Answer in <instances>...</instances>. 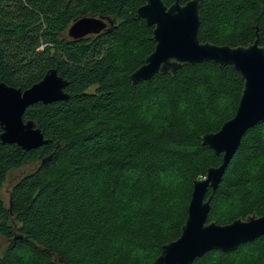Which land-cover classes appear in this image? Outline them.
<instances>
[{
	"label": "trees",
	"instance_id": "trees-1",
	"mask_svg": "<svg viewBox=\"0 0 264 264\" xmlns=\"http://www.w3.org/2000/svg\"><path fill=\"white\" fill-rule=\"evenodd\" d=\"M141 5L0 0V83L24 91L50 69L69 81L67 100L35 104L24 115L51 143L26 151L0 139V188L12 171L38 164L13 186L8 207L0 197V237L26 238L6 248L0 264H56L54 255L63 264H152L180 237L194 182L221 165L223 155L201 138L236 114L242 76L233 66L203 62L133 87L129 75L156 46L154 28L137 16ZM200 13L201 42L248 46L258 30L264 46V0H201ZM89 15L111 17L117 28L69 40L70 25ZM254 214L264 216V121L243 137L208 222ZM263 260L260 237L193 264Z\"/></svg>",
	"mask_w": 264,
	"mask_h": 264
},
{
	"label": "water",
	"instance_id": "water-1",
	"mask_svg": "<svg viewBox=\"0 0 264 264\" xmlns=\"http://www.w3.org/2000/svg\"><path fill=\"white\" fill-rule=\"evenodd\" d=\"M137 16L148 27H153L152 40L156 46L145 63L129 75L133 87L141 82H153L156 75L176 76L184 66H195L212 62L221 68L233 66L242 76V96L232 119L225 122L215 133L201 138L203 146L216 155H223L221 165L211 167L203 179L193 184L188 217L180 237L163 246L160 256L152 264H193L211 251L234 252L240 246L264 237V216L255 214L246 219H237L227 225L208 222L211 202L218 190L226 170L236 155L245 134L264 121V46L256 30L254 42L248 46L232 47L201 42L200 2L190 0L181 3L175 0L170 6L163 0H142ZM111 26L114 22L106 19ZM103 18L84 17L77 19L69 28L73 40L88 35H99L107 30ZM117 28V27H114ZM69 81L61 77L56 69L47 71L41 81L22 90L0 83V139L4 144H14L30 151L51 143L32 120L24 115L31 106L49 105L69 98L66 88ZM45 162V161H44ZM211 195L207 198L209 191ZM261 264H264V260Z\"/></svg>",
	"mask_w": 264,
	"mask_h": 264
},
{
	"label": "rangeland",
	"instance_id": "rangeland-1",
	"mask_svg": "<svg viewBox=\"0 0 264 264\" xmlns=\"http://www.w3.org/2000/svg\"><path fill=\"white\" fill-rule=\"evenodd\" d=\"M38 168V164L29 165L27 167L12 171L9 175L5 183L0 188V197L2 198L4 204L8 207L10 203V194L12 188L17 182L25 177L26 175L32 173L34 170ZM8 241L2 237H0V256L3 255V252L8 247ZM21 257H25L26 253H22Z\"/></svg>",
	"mask_w": 264,
	"mask_h": 264
},
{
	"label": "flooded vegetation",
	"instance_id": "flooded-vegetation-1",
	"mask_svg": "<svg viewBox=\"0 0 264 264\" xmlns=\"http://www.w3.org/2000/svg\"><path fill=\"white\" fill-rule=\"evenodd\" d=\"M86 17H96V18H103V19H105V21L108 23V21L106 20V19H110V20H112L113 22H114V26H111L109 23H108V25H107V30H109V29H112L113 30V28L114 27H117L116 26V24H115V21L111 18V17H101V16H86ZM73 24V23H72ZM71 24V25H72ZM70 25V26H71ZM70 28V27H69ZM69 28H68V31H67V35H68V33H69ZM112 30H110V32H112ZM110 32H108V31H103L101 34H99V35H88V36H86V37H84V38H82V39H89V38H94V37H100V36H102L103 34H105V33H110ZM68 38H69V40H71V41H79V40H81V39H79V40H73V39H71L70 37H69V35H68ZM26 240V238L25 237H23V236H14L12 239H10V240H7L8 242V246H10V245H14V246H16V245H18L19 243H21V242H24ZM20 241V242H19ZM26 246H24V248H25ZM27 248V247H26ZM28 249V248H27ZM53 258H52V260H53V262L54 263H56V264H63V262L61 261V259L59 258V257H57V256H52Z\"/></svg>",
	"mask_w": 264,
	"mask_h": 264
}]
</instances>
